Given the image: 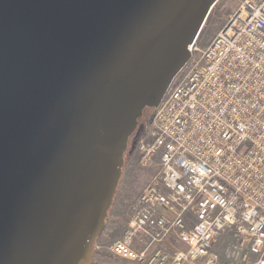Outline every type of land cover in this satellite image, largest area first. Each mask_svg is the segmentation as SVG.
<instances>
[{
	"label": "water",
	"instance_id": "95a60500",
	"mask_svg": "<svg viewBox=\"0 0 264 264\" xmlns=\"http://www.w3.org/2000/svg\"><path fill=\"white\" fill-rule=\"evenodd\" d=\"M218 0H0V264H91L126 136Z\"/></svg>",
	"mask_w": 264,
	"mask_h": 264
},
{
	"label": "built area",
	"instance_id": "2783aa9c",
	"mask_svg": "<svg viewBox=\"0 0 264 264\" xmlns=\"http://www.w3.org/2000/svg\"><path fill=\"white\" fill-rule=\"evenodd\" d=\"M189 49L134 144L139 166L156 170L107 253L134 264H264V0H241L205 47Z\"/></svg>",
	"mask_w": 264,
	"mask_h": 264
},
{
	"label": "rangeland",
	"instance_id": "374dc122",
	"mask_svg": "<svg viewBox=\"0 0 264 264\" xmlns=\"http://www.w3.org/2000/svg\"><path fill=\"white\" fill-rule=\"evenodd\" d=\"M240 2L241 0H218L216 2L196 39L198 48H203L209 43L225 25L229 16L237 9ZM153 109L154 107L142 112L139 120L142 133L148 125ZM134 144L130 153L125 157L121 178L112 204L107 211V217L104 220V228L94 241V245L101 247L99 252L94 250L92 262L96 264H134L130 261L116 259L110 256L106 250L111 243L123 236L133 210L132 207L156 170L155 168H142L139 166L138 156L134 153ZM171 243L182 248V245L172 239ZM232 243L233 240L229 235H225L220 240L218 250L222 260H225V251L229 249ZM253 260V256L247 255L245 259L240 258L234 264H250Z\"/></svg>",
	"mask_w": 264,
	"mask_h": 264
},
{
	"label": "trees",
	"instance_id": "16d2710c",
	"mask_svg": "<svg viewBox=\"0 0 264 264\" xmlns=\"http://www.w3.org/2000/svg\"><path fill=\"white\" fill-rule=\"evenodd\" d=\"M150 108H152V107H147V106L143 105V107L141 108V115H142V112H143L144 110H146V109H150ZM141 115L135 117V119H134L135 127H134L133 131H132L131 133H129V134L126 136V144H125L124 149H123L122 152H121V154H122V159H123V165H122V168H123V166H124V161H125V157H126V155L130 153V150L132 149L133 144H134L135 142H137V141L140 139V137L142 136V131H141L142 129H141V127L139 126V120H140V118H141ZM122 168H121V171H122ZM120 178H121V175H120V177H119V179H118V182H117V185H116V188H115V192H116V189H117L118 183H119V181H120ZM114 194H115V193H114ZM113 197H114V196H113ZM112 200H113V199H112ZM111 204H112V202H111ZM111 204H110V206H111ZM110 206H109V208H110ZM109 208H108V209H109ZM108 209L106 210V215H105L103 221H104L105 218L107 217V211H108ZM93 254H94V249H93L92 255H93Z\"/></svg>",
	"mask_w": 264,
	"mask_h": 264
},
{
	"label": "crops",
	"instance_id": "0c3cea01",
	"mask_svg": "<svg viewBox=\"0 0 264 264\" xmlns=\"http://www.w3.org/2000/svg\"><path fill=\"white\" fill-rule=\"evenodd\" d=\"M92 259H93V256H92Z\"/></svg>",
	"mask_w": 264,
	"mask_h": 264
}]
</instances>
